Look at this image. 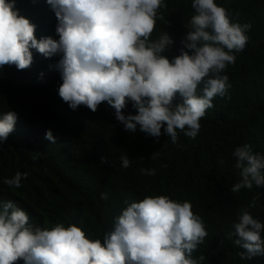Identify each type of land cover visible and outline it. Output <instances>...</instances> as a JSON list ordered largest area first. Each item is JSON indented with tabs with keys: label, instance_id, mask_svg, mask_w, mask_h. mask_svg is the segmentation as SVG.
Returning <instances> with one entry per match:
<instances>
[{
	"label": "clouds",
	"instance_id": "1",
	"mask_svg": "<svg viewBox=\"0 0 264 264\" xmlns=\"http://www.w3.org/2000/svg\"><path fill=\"white\" fill-rule=\"evenodd\" d=\"M46 2L58 21V40L51 36L38 40L36 26L20 15L16 0H0V68H28L32 49L46 58L59 56L58 95L70 109L83 105L95 112L106 101L125 131L139 128L157 140L164 134L173 144L178 130L194 139L213 98L226 95L230 85L224 70L245 49L251 29L250 24L230 21V14L216 0H192L196 14L185 37L188 51L181 49L169 60L163 55L173 43L169 34L150 39L165 0ZM128 102L137 114H124ZM17 119L14 111L0 113V143L14 131ZM45 139L56 143L51 130ZM232 155L241 179L231 191L264 187V155L254 153L250 144L236 147ZM120 159L123 167H129L128 156ZM142 171L155 175L154 170ZM26 178L27 173L16 172L4 183L20 188ZM101 198L107 199V194ZM125 205L102 243L76 224L42 228L30 222L16 202L0 201V264L18 260L23 264H200L205 259L192 256L207 232L189 201L157 195ZM234 230V244L244 250L241 259L264 257V223L245 210Z\"/></svg>",
	"mask_w": 264,
	"mask_h": 264
},
{
	"label": "trees",
	"instance_id": "2",
	"mask_svg": "<svg viewBox=\"0 0 264 264\" xmlns=\"http://www.w3.org/2000/svg\"><path fill=\"white\" fill-rule=\"evenodd\" d=\"M216 3L227 10L230 21L250 24L251 29L245 49L224 70L230 85L226 95L213 98L194 139L178 130L173 144L164 134L157 140L139 128L125 131L106 101L95 112L83 105L70 109L58 95L59 56L46 58L32 49L28 68H0V113L14 111L18 116L14 131L0 143V201L16 202L42 228L72 223L103 243L125 201L166 195L189 201L204 223L207 236L192 253L193 258L205 257L200 264H264L261 256L241 259L244 250L234 244V224L242 211L264 223V187L231 191L241 179L234 166L235 148L250 144L254 153L264 155V0ZM191 5L192 0H165L158 10L150 39L169 34L173 43L163 53L169 60L181 49L188 51L185 37L196 14ZM15 7L36 26L38 40L59 39L58 21L46 0H16ZM200 88L202 84L198 93ZM122 111L137 114L131 102ZM47 130L56 143L45 139ZM121 156L131 160L129 167L122 166ZM16 172L27 173L20 188L4 183Z\"/></svg>",
	"mask_w": 264,
	"mask_h": 264
}]
</instances>
